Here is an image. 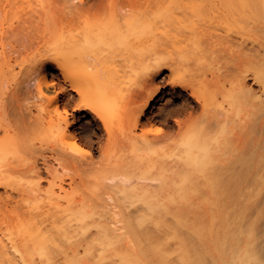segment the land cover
<instances>
[{
    "label": "bare ground",
    "instance_id": "1",
    "mask_svg": "<svg viewBox=\"0 0 264 264\" xmlns=\"http://www.w3.org/2000/svg\"><path fill=\"white\" fill-rule=\"evenodd\" d=\"M18 3L36 22L19 47L6 11ZM55 3L0 1V264H264V0H66L62 16ZM20 47L36 49L24 105ZM136 65L144 75L109 121L112 75ZM45 66L58 80L36 76ZM160 76L190 97L162 111L168 129L145 130ZM84 109L113 156L81 146ZM48 157L73 172L46 189Z\"/></svg>",
    "mask_w": 264,
    "mask_h": 264
},
{
    "label": "rangeland",
    "instance_id": "2",
    "mask_svg": "<svg viewBox=\"0 0 264 264\" xmlns=\"http://www.w3.org/2000/svg\"><path fill=\"white\" fill-rule=\"evenodd\" d=\"M2 1V0H0ZM40 1H34L32 2V6H40ZM27 5V4H25ZM24 5L22 3H18L13 5V7L9 6L8 9L6 11H8V18L10 19V21H14V25L12 27H16L13 28L15 29V34H9L6 33L5 36L9 37L7 38V41L9 40V42L17 47H19L21 44L25 43L27 41V39L29 38V36L31 34H33L34 32H36V22L34 23H27V24H23V19L28 15H25V10L23 9ZM29 9V8H27ZM54 10V14L56 16H62L65 15V12L67 10V3L66 0H56L55 6L53 8ZM3 14V13H2ZM5 14V13H4ZM7 14V13H6ZM24 17V18H23ZM33 18V17H31ZM34 19V18H33ZM34 24V25H32ZM28 25L27 28H25ZM30 25V26H29ZM32 25V26H31ZM12 27L10 28L11 31L13 30ZM6 39V38H5ZM23 51L22 53H20L18 55V63L15 65L12 74L16 75L18 78L22 79V90H21V94H20V102L22 105H24L25 103L28 102V94H29V89L31 87H34V79H32V76H29V73L26 72V68L28 66V64L30 63V59L32 56V53L36 51L35 48H31L29 50H25L24 48L20 47ZM164 53L166 52H162L159 54V56L161 58L167 56V53L164 55ZM146 68H144L143 66H138L136 65L135 67H125L123 69L120 70L119 74H113L112 77L114 79V81L116 82L115 84L119 87H121V90H117L116 91V98L113 101V106H111V108L108 110V112L106 113V118L109 121H113V122H117L121 116V108H120V104L123 101V96L127 90V88L131 85L134 84V82H136L137 80H139L141 78V75H144V70ZM143 70V72L141 73V71ZM48 73L49 78L50 79H55L58 80L59 78V72L56 66H45L42 67L41 69L38 70V72L36 73V76H40L43 73ZM169 74V69H164L163 74L164 76L166 74ZM140 77V78H139ZM159 80L161 79V83H165V81L162 79V77L160 76L158 78ZM175 89V90H174ZM178 89V90H177ZM177 90V93H176ZM69 92H71L70 90H68ZM165 92V93H164ZM182 92V93H181ZM185 92V93H184ZM72 96H74L72 98L71 96V100L69 98L70 101H67L68 97L66 95H62L61 98H65V101L70 103L68 106L70 108V110L73 108V106L76 104V102H80L78 100H80V97L78 94H73V92L71 93ZM78 95V96H77ZM183 95V96H182ZM188 95V96H187ZM185 96V98H184ZM189 93H187V91H180V87L178 88H174L171 84H168L167 82L165 83V87L163 88V92L159 95L157 101L153 104L154 106H152L151 112L154 113L153 115V120L152 123L145 127V130H155L156 128L159 129V127L164 128V129H168L169 128V122L167 120H165L161 115L162 111L164 112V109L166 110L167 107L170 108L172 107L171 105H175L176 103L177 105L181 104L183 101H185L186 99H188ZM177 99V100H176ZM182 100V101H181ZM163 109V110H162ZM160 112V113H159ZM159 113V114H158ZM78 122L74 125L73 129H76L79 134H80V143L81 146L84 148V150H90L91 151V157L93 158V160L97 161L102 158L105 157H109V156H113L117 151L116 149L118 148V145L116 143L113 144H109V148L107 151H104L105 148L101 149L99 148V144L100 142H104V146L106 143V130H100L98 128H94L93 124L96 120L98 119H94L92 114L87 110H80L78 113ZM82 114L86 115V116H82ZM197 115V114H196ZM8 118L10 121H12L13 123H15V126L22 129L24 128L25 125V116H24V110L23 108H21L19 106V104L16 101V98L12 99L9 103L8 106ZM120 129H118L119 131ZM141 132V130H140ZM101 159V160H102ZM39 165L42 167V169L44 170L43 173V185L44 187L47 189L51 188V181L54 179H58L62 176H66L67 173L69 172H73V167L71 165H59L58 162L53 158V157H48L47 162H44V160L42 158L39 159ZM89 174V173H88ZM67 185V184H66ZM67 187H69L67 185ZM69 190H71V188H69ZM0 191H4L3 188H0ZM46 194H44L42 196V198H46L45 197ZM64 201V199H63ZM4 231H6V224L5 222L0 221V235H3V233H5Z\"/></svg>",
    "mask_w": 264,
    "mask_h": 264
}]
</instances>
